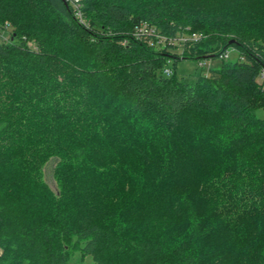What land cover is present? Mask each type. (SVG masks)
Here are the masks:
<instances>
[{"label": "trees", "instance_id": "obj_1", "mask_svg": "<svg viewBox=\"0 0 264 264\" xmlns=\"http://www.w3.org/2000/svg\"><path fill=\"white\" fill-rule=\"evenodd\" d=\"M79 10L0 0V264H264V0Z\"/></svg>", "mask_w": 264, "mask_h": 264}, {"label": "rangeland", "instance_id": "obj_2", "mask_svg": "<svg viewBox=\"0 0 264 264\" xmlns=\"http://www.w3.org/2000/svg\"><path fill=\"white\" fill-rule=\"evenodd\" d=\"M0 38L4 41L9 39V34L7 31H3L0 33ZM29 44L31 42H28ZM228 56L227 58L233 59L236 53L232 50H227ZM220 60L218 58L211 59H203L201 61H197L196 59L191 58H180L177 59L174 63L169 61L168 65L172 67L174 71V76L178 79H183L187 82L194 81L200 73H206L210 69H213L218 66ZM200 63V64H199ZM254 115L264 120V107H258L254 110ZM55 159L51 157L43 166V175L45 181L48 185L55 189V183L52 178V168L54 165ZM69 264H94L89 256L82 257L78 253H73L69 262Z\"/></svg>", "mask_w": 264, "mask_h": 264}, {"label": "built area", "instance_id": "obj_3", "mask_svg": "<svg viewBox=\"0 0 264 264\" xmlns=\"http://www.w3.org/2000/svg\"><path fill=\"white\" fill-rule=\"evenodd\" d=\"M70 1V3L72 4L73 8H74V12L75 14L80 17V10H79V0H68ZM147 34V35H152L154 34L153 33V30L150 28V27H147L146 24H141L137 30H136V34ZM202 35L199 34V33H196V32H191V33H188V34H185L183 36H180L178 38V40H173L171 38H169V42H172L173 41H181L180 44H182V42L184 41H196L198 40ZM159 40H164L163 38H159ZM228 56V51L226 50L225 52L221 53L219 55V58H227ZM200 64V63H199ZM165 73H169L170 70L168 68H164L163 70ZM258 79V82H262L264 81V71H261L260 74L258 75L257 77Z\"/></svg>", "mask_w": 264, "mask_h": 264}]
</instances>
